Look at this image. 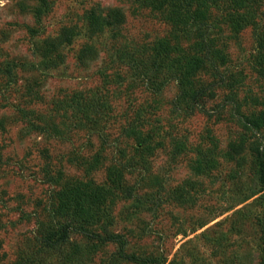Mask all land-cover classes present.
Segmentation results:
<instances>
[{
    "label": "rangeland",
    "instance_id": "rangeland-1",
    "mask_svg": "<svg viewBox=\"0 0 264 264\" xmlns=\"http://www.w3.org/2000/svg\"><path fill=\"white\" fill-rule=\"evenodd\" d=\"M37 262L264 264V0H0V264Z\"/></svg>",
    "mask_w": 264,
    "mask_h": 264
},
{
    "label": "trees",
    "instance_id": "trees-1",
    "mask_svg": "<svg viewBox=\"0 0 264 264\" xmlns=\"http://www.w3.org/2000/svg\"><path fill=\"white\" fill-rule=\"evenodd\" d=\"M68 236H69V234H68L67 230H63L57 239H52L50 234L44 235L43 241H45V244H44L43 252H44V249H45V251H48L51 249H56V250L60 249L61 244L64 243V241H66ZM52 241H54V242H52ZM29 264H31V263H29ZM37 264H43V263L37 262Z\"/></svg>",
    "mask_w": 264,
    "mask_h": 264
}]
</instances>
